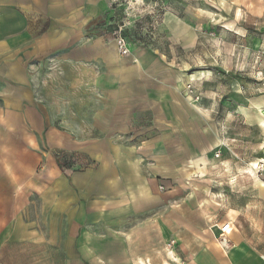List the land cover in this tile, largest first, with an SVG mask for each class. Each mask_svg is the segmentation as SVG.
Listing matches in <instances>:
<instances>
[{
  "label": "crops",
  "instance_id": "crops-1",
  "mask_svg": "<svg viewBox=\"0 0 264 264\" xmlns=\"http://www.w3.org/2000/svg\"><path fill=\"white\" fill-rule=\"evenodd\" d=\"M186 2L131 19L121 56L127 0H0V264H264V181L234 160L237 125L264 157V96L188 72Z\"/></svg>",
  "mask_w": 264,
  "mask_h": 264
},
{
  "label": "rangeland",
  "instance_id": "rangeland-1",
  "mask_svg": "<svg viewBox=\"0 0 264 264\" xmlns=\"http://www.w3.org/2000/svg\"><path fill=\"white\" fill-rule=\"evenodd\" d=\"M160 1L127 0L128 14H125L122 20L124 22L121 21L115 26L125 25L126 28L131 19L138 16L145 19L150 14L160 20L164 13L161 5L157 6ZM175 1L182 3V0ZM186 1L191 5V13L187 11L186 6L184 10L185 17L190 19L191 41L195 48L185 51L179 58L187 63L188 72H202L205 78L216 79V86L211 89L216 91L217 96H221L222 102L226 101L231 86H238L242 95L264 96V16L255 20L243 17L242 20L236 21L234 13L229 17L224 16L219 6L220 0ZM184 10L177 7L175 11L182 16ZM195 38H198L196 43ZM203 92L205 93L204 90ZM190 95H193L192 92ZM195 97L199 96H193L194 100ZM227 108L230 112L229 107ZM236 128L240 134L236 137L237 144H234L238 147L235 148L238 150V159L234 157V160L244 167L249 165V169L253 170L252 174L264 181V157L261 151L263 136L260 129L254 127V131H249V135H246L243 125H237ZM246 138L247 141L244 140ZM225 180H220L223 187L227 186ZM246 180H250V176L241 182L245 183Z\"/></svg>",
  "mask_w": 264,
  "mask_h": 264
},
{
  "label": "built area",
  "instance_id": "built-area-1",
  "mask_svg": "<svg viewBox=\"0 0 264 264\" xmlns=\"http://www.w3.org/2000/svg\"><path fill=\"white\" fill-rule=\"evenodd\" d=\"M114 37L116 40V44H117V49L118 52L121 56H127L131 53V46L125 36V25H118L115 28L114 31ZM188 91L187 94H191V87L188 86ZM200 97H195V101H199ZM220 154L217 153L216 154V158H219ZM232 230V226L230 223L225 224L222 228H221V233H220V239L221 241L225 240L226 236L229 234V232Z\"/></svg>",
  "mask_w": 264,
  "mask_h": 264
},
{
  "label": "bare ground",
  "instance_id": "bare-ground-1",
  "mask_svg": "<svg viewBox=\"0 0 264 264\" xmlns=\"http://www.w3.org/2000/svg\"><path fill=\"white\" fill-rule=\"evenodd\" d=\"M252 106V105H251ZM254 108V107H253ZM250 172V171H249ZM249 172L247 171V168H245V169H243V170H241V175L243 176V177H246V174H249ZM248 176V175H247ZM262 184V183H261ZM263 185V184H262Z\"/></svg>",
  "mask_w": 264,
  "mask_h": 264
}]
</instances>
